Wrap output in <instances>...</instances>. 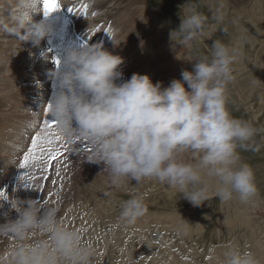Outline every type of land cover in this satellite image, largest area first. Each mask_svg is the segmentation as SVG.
Returning a JSON list of instances; mask_svg holds the SVG:
<instances>
[{
    "label": "rangeland",
    "instance_id": "1",
    "mask_svg": "<svg viewBox=\"0 0 264 264\" xmlns=\"http://www.w3.org/2000/svg\"><path fill=\"white\" fill-rule=\"evenodd\" d=\"M76 1L59 0L60 8L66 10L67 7L64 4L72 3L70 4L73 6H71L73 9L71 18L75 21V12L80 9L78 12L82 13L81 11L85 8V17L83 18L81 14L82 19L79 17L80 20L76 21V26L81 32L78 31V33L87 43L96 44L98 40L94 41L95 37L103 35L104 38L106 29L101 30L102 23L95 24L91 20L96 19L95 22L103 20L102 14L105 12L113 15L116 5L108 2L100 10L94 8V5L87 6L94 4L96 0H91L90 4L82 0ZM125 1L129 5L122 15H131L132 19H129L125 25L127 28L131 27L133 31L126 34L125 39L119 40V43L113 40L112 44H121L129 47L128 49L131 47L132 51H138L134 58L139 62V74L149 75V71L150 73L154 71V74H150L152 81L154 83L163 82L164 86H168L171 80L181 78L182 70L191 71L196 58L210 56L214 40L219 39L234 45L240 49V55L233 65L235 80L228 88L229 109L233 116L251 120L255 127L264 130V0H226L223 24H217L213 19L215 0ZM192 4L208 17L207 35L192 41L190 45L181 44L175 36L173 37L175 42L172 41L170 32L179 26L180 18L184 17L188 7ZM11 7L12 5L5 8L0 6V15L2 16L7 12L6 9H11ZM97 10L99 14L96 13ZM54 14L57 15L54 12L49 15L50 18L48 16L47 18L50 21L57 20L58 17ZM138 15L142 16L143 22H138L141 21L137 18ZM114 17L110 18V21H113ZM116 19L119 22V18L116 17ZM57 22L60 23V20ZM62 27L63 34L59 38H52L54 47L48 46L49 50L52 49L51 52L55 51L53 54L58 52L56 47L59 45L69 46L67 40L70 36H67L66 28L62 29ZM225 27L228 29L226 33L222 31ZM151 28L152 32L149 31ZM121 29L120 26L118 31ZM2 31L0 42L3 34L6 33L3 29ZM114 31L110 35L111 38ZM64 36H67L66 41L63 40ZM112 44L110 46V43L104 41L103 46L113 51L114 54H119V48L113 47ZM141 44H145V47L137 50ZM18 50L26 51L25 48ZM18 50L5 53L10 56L11 60L5 65V69L0 70V136H5V141L0 142V153L6 154L0 159L6 164L11 162V167L16 168L14 170L9 167L10 175L17 174V167L21 166L24 155L31 148L33 136L37 133L42 136L46 132L55 133V128L46 129L44 126V121L48 119L44 106L36 111L31 105V103H36L42 95L49 96L48 99H51L57 90V81L50 75L51 71L57 68H54L55 62L45 63L46 70L42 67L41 71L38 69L31 71V65L36 60L33 58L15 60V52ZM59 56L63 55L59 54ZM15 68L30 72V80L24 79L23 72L14 74L17 80H11L10 77ZM144 68L146 69L142 72ZM121 70L125 79L131 77L123 69ZM1 79H6V83ZM24 90H29V92L25 94ZM20 102L27 106L24 107L25 105ZM41 114L42 119L38 118L39 120L34 123L35 118ZM16 124L22 125L24 132L22 129L18 130L13 127ZM32 124L36 126L32 127ZM10 138L12 142L19 143V147L8 144L6 139ZM252 144L253 146L247 150L238 149L241 162L248 163L254 169L259 190L258 196L248 204L242 203L238 196H234L227 202H221L219 198H210L200 206H193L183 199L181 193L154 179L146 180L140 185H136L135 182L126 184L120 190L113 192L107 172L101 171L102 165L87 162L89 153L86 146L84 144L68 146L62 140H54L53 145L49 147L44 143L38 147L36 155L37 157L42 156L43 160L39 164L34 162L31 164V166L36 164L32 178L30 177L32 172H29L30 166L23 170L26 172L20 178L13 176L9 177L6 182H0V194L17 198L18 192L21 191V195L27 192L25 199L30 194L28 197L30 199H38L50 206H57L62 222L66 219L64 222L66 226L78 230L81 228L80 231L85 241L89 234L96 237V241L93 240L91 243L94 255L90 264H118L117 258H119L121 248L127 264H223L226 252L232 248L249 251L260 261V264H264V131L254 137ZM7 146L13 150H8ZM41 148L45 151L42 152ZM256 148L259 150H254ZM48 149L54 153L59 152L61 155L52 162L50 168L45 170L44 161L48 156ZM185 158L190 160L191 153H186ZM2 171L3 168L0 165V172ZM37 171L38 174L35 173ZM33 183H37L38 187ZM106 192H113V194L110 197L105 196ZM136 193L144 197L147 212L134 224H127L120 220V205ZM0 205L11 212L12 209L7 200H0ZM89 212L93 216L92 220L94 218V223L91 220V226L88 227L87 224L81 226L84 221L81 216ZM105 224L110 225L108 229L107 226L104 227ZM14 245V240L0 238V255L5 254ZM97 254L103 256L100 257L103 263L97 259Z\"/></svg>",
    "mask_w": 264,
    "mask_h": 264
},
{
    "label": "clouds",
    "instance_id": "2",
    "mask_svg": "<svg viewBox=\"0 0 264 264\" xmlns=\"http://www.w3.org/2000/svg\"><path fill=\"white\" fill-rule=\"evenodd\" d=\"M215 2L213 19L223 24L226 0ZM41 7L42 0H15L7 19H0V28L20 41L39 45L55 31L47 17L33 19ZM180 19L170 32L172 41L175 36L190 45L207 35L208 17L196 5H190ZM239 55L238 47L214 40L210 56L196 58L191 71L182 70L181 78L165 87L147 74L125 79L120 69L123 57L102 43L70 47L62 67L50 73L57 90L46 105L47 116L57 122L55 133L66 145L86 146L87 162L102 165L113 192L154 179L193 206L210 198L227 202L234 196L248 204L259 190L254 169L241 162L238 149L251 148L254 137L264 130L233 116L229 109L228 88L235 80L233 65ZM186 153H191L190 160ZM0 200H7L17 213V218L6 215L0 222V238L15 241L0 255V264H90L91 243L80 230L62 222L57 206L4 194ZM120 208V220L127 224L147 212L139 193ZM223 264L260 261L249 251L232 248Z\"/></svg>",
    "mask_w": 264,
    "mask_h": 264
},
{
    "label": "bare ground",
    "instance_id": "3",
    "mask_svg": "<svg viewBox=\"0 0 264 264\" xmlns=\"http://www.w3.org/2000/svg\"><path fill=\"white\" fill-rule=\"evenodd\" d=\"M3 2H1V0H0V6H3V8H5L6 6H9V5H13L14 4V2H15V0H2ZM78 1V0H77ZM76 1V2H77ZM83 2H87V4H90L89 2H92L91 0H82ZM63 2H64V0H63ZM83 2H82V4H83ZM108 2H111V3H113V5L115 6L116 5V7L114 8V13H113V15H109L107 12H105V13H103L102 14V18H103V20H99L98 22H95V20H91V22H94L95 24H99V23H102V27H101V30H105L106 29V32H104L105 34H104V40L102 41V43H104V41L105 42H107V43H110V46H111V44H112V41L114 40L115 42H117L118 41V43L120 42L119 40H123V39H125V36H126V34L128 35V34H130V32L131 31H133L132 29H131V27L129 28H127V26L125 25L126 24V22L127 21H129V19H132V17H131V15L129 16V15H125V16H123L122 15V13L123 12H125V8L129 5V3L128 2H126L125 0H96L95 1V3L94 4H91V5H87L88 7H90V6H92V5H94V8H99L100 10L102 9V8H104L105 7V5H107L108 4ZM62 3V2H61ZM75 3V2H74ZM70 4H72V3H65L64 5L67 7L66 8V12H68L69 11V9H71V6H70ZM79 4V3H78ZM59 5H61L60 3H59ZM85 6V5H84ZM73 7V6H72ZM78 8V7H77ZM10 9V8H9ZM8 8L6 9L7 10V12H5L2 16L0 15V19H7V15H8V13L10 12V10H9ZM79 9V8H78ZM135 9V8H134ZM89 10V9H88ZM105 10V9H104ZM103 10V11H104ZM129 10V9H128ZM131 10V9H130ZM72 11H73V9H72ZM75 11V10H74ZM79 11H80V9H79ZM65 12V13H66ZM82 12V11H81ZM91 12V11H90ZM89 12V13H90ZM102 12V11H101ZM76 13V12H75ZM97 14H99L98 13V10H97V12H96ZM52 14V13H51ZM81 14V13H80ZM128 14V13H127ZM135 14V13H134ZM54 15H56V14H54ZM52 16V15H51ZM57 16V15H56ZM97 16V15H96ZM115 16V17H114ZM135 16V15H134ZM46 16L44 15V13H43V5H42V7H41V11L40 12H38V13H34L33 14V19L35 20V21H39V20H41L42 18H45ZM48 17H49V15H48ZM89 17H91V15L89 16ZM112 17H114V19H113V21H110V18H112ZM116 17H118L119 18V22L117 21V19H116ZM50 18V17H49ZM137 18H140L141 19V21H138L139 23H141V22H143L142 21V16L141 15H138V17ZM54 19H56V18H54ZM139 19V20H140ZM147 20V19H146ZM108 21V22H107ZM51 22L53 23V26H54V29H55V31H54V33H53V35H51L50 37H47V38H45V39H43L41 42H40V44L39 45H34L31 41H20V40H18L17 38H15V37H13V36H11V35H9L8 33H4L3 34V36H2V41L0 42V70H2V69H5L6 68V64L7 63H9L10 62V56H7L8 54H6L5 55V53L7 52V51H15L16 49L18 50V49H20V48H25L26 49V51H24V52H20L19 50L18 51H16L15 52V54H16V56H15V60H26V59H31V58H33V59H35L36 61L34 62V64L33 65H31V68H30V70L31 71H37V69L38 70H40L41 71V68L43 67L44 68V64L45 63H47L48 61L49 62H55V59H58L59 61H60V63H59V65L57 66V64L56 63H52L53 65H54V68H58V67H62V62H63V58H64V55H65V51H66V49L67 48H70V47H76V45H75V42H69V46H67V45H65V46H62V45H59L58 47H56V49L58 50V52H56V53H54L53 54V52H55V51H53V52H51L52 51V49H48L49 47V45H50V47L51 46H53V43H52V41H53V39H54V37H60V35H62L63 33H62V31L61 30H59V27L61 28L62 26L57 22V20H51ZM136 24V23H135ZM122 27V29L120 30V31H118V28L119 27ZM132 26H134V25H132ZM136 26V25H135ZM64 27V26H63ZM63 27H62V29H63ZM134 29V28H133ZM115 30V31H114ZM116 30H117V32H116ZM2 31V28H0V32ZM114 31V34H113V36H112V38H111V33ZM150 32H152V28L149 30ZM3 32V31H2ZM66 32V31H65ZM91 32V31H90ZM94 32V31H93ZM92 32V33H93ZM102 32V33H103ZM101 33V32H100ZM109 34V35H108ZM96 35V34H95ZM152 37V36H151ZM53 38V39H52ZM64 38V37H63ZM111 40H110V39ZM56 39V38H55ZM57 40V39H56ZM56 40H54V41H56ZM60 41V40H59ZM61 41H62V39H61ZM60 41V42H61ZM117 43V44H118ZM65 44V43H64ZM115 44V43H114ZM55 45V44H54ZM155 45V44H154ZM112 46L113 47H118L119 48V54L118 55H120L121 57H123V55H125L124 56V63L120 66L121 67V69H123V71L125 72V73H127L128 75H132V74H134V73H137L138 72V68L140 69V66H138L139 65V62L137 61V60H135V55H136V53L138 52V51H132V48L130 47V49H128L129 47H125V46H122L121 44L120 45H113L112 44ZM156 46V45H155ZM54 47V46H53ZM140 47V48H139ZM139 47H138V49L137 50H142L143 49V47H145V44H141V45H139ZM147 48V47H146ZM156 49V48H155ZM154 49V50H155ZM129 50V51H128ZM166 50V49H165ZM131 51V52H130ZM157 51V50H156ZM59 54H61V56L62 57H60L59 56ZM143 54V53H142ZM1 55H3V56H1ZM138 55V54H137ZM166 55V54H165ZM161 56H162V54H161ZM139 58H140V56H139ZM153 58V57H152ZM149 59V58H148ZM151 62V61H150ZM152 63V62H151ZM48 64V63H47ZM51 65V64H50ZM46 67H48V66H46ZM153 67V66H152ZM42 68V69H43ZM50 68V67H49ZM145 69L146 68H144L143 70H142V72H144L145 71ZM29 70V69H28ZM43 70H46L45 68L43 69ZM42 70V71H43ZM150 70V69H149ZM12 71V70H11ZM21 72H23V75L22 76H24V79L26 80V81H29L30 80V76H29V73L30 72H28V71H26V70H23V71H20V70H18V69H14L13 70V73H12V76L10 77V79L11 80H17V77H15L14 76V74H18V73H21ZM44 72H47V71H44ZM155 72H157V71H155ZM9 73H11V72H9ZM25 73V74H24ZM139 73V72H138ZM45 74V73H44ZM141 74V73H140ZM150 74H154V71L153 72H151L150 73V71H149V76H150ZM169 76V75H168ZM166 77V76H165ZM1 78V77H0ZM7 79V78H6ZM6 79H1V81H3L4 83H6L5 82V80ZM7 81V80H6ZM9 81V80H8ZM45 85V84H44ZM53 87V86H52ZM166 87V86H165ZM44 89V88H43ZM46 91V90H45ZM29 92V90H24V92L23 93H28ZM42 94V93H41ZM45 94V93H44ZM42 97V98H41ZM40 97V99H38V101H36V103H31V105H33V108L32 109H34V110H36V111H38V110H41V108H43V106H44V108L46 109V105L49 103V99H48V97L46 96V95H42ZM33 101V100H32ZM20 104H22V105H25L24 107H26L27 105L25 104V103H22V102H20ZM28 105H30V104H28ZM47 113V112H46ZM42 114L40 115V116H37L36 118H35V122L34 123H36L37 122V120H39V119H42ZM39 118V119H38ZM32 127H35L36 126V124H32L31 125ZM38 126V125H37ZM13 127H15V128H17L18 130H20V129H22L23 130V132H24V129H23V126L22 125H20V124H16L15 126H13ZM13 131H17V130H13ZM14 134H16L15 132H14ZM42 136V135H41ZM5 136L4 135H2V136H0V142L1 141H5ZM6 140H8V144H12L13 146H15V147H19V143H15V142H12L11 141V138L10 139H6ZM10 140V141H9ZM53 143H54V141H53ZM53 143L51 144V145H53ZM47 147H49V146H51V145H48L47 143H44ZM12 147V146H11ZM8 150H13V149H9V147L7 146L6 147ZM5 157L6 156V154L5 153H0V158L1 157ZM48 157V156H47ZM45 158V161L48 159V158ZM0 163H2V164H0L1 165V167L3 168V171L2 172H0V182H6V181H8V179H9V177H13V176H15V177H19L20 178V176L24 173V172H26V171H23V170H25L26 168H30V166H31V164L33 163V162H29V164H28V166L27 167H25V168H23V169H21L20 167L21 166H19V167H17V170H18V172H17V174H12V175H10L9 174V172H10V170H9V167H11V162L9 163V164H6L5 163V161H3L2 159H0ZM19 165V164H18ZM34 167H36V164H33L32 166H31V169H29L30 171L29 172H32L31 173V175H30V177L32 176V175H34ZM12 168V167H11ZM14 168V167H13ZM12 168V169H13ZM19 168V169H18ZM16 168H14V170H15ZM9 170V171H8ZM36 174H38L39 172L37 171V172H35ZM42 175V174H41ZM29 176V175H28ZM32 178V177H31ZM38 178V177H37ZM18 180V179H17ZM37 181H39V179L37 180ZM36 181V182H37ZM16 183V182H15ZM34 185H36L37 187H38V184L37 183H33ZM13 185V184H12ZM33 185V186H34ZM25 190V189H24ZM27 192H25V193H23L22 195H21V191L20 192H18L17 194H18V197L17 198H19V199H25V196H27V194H26ZM30 196V194L28 195V197ZM27 197V199H30V198H28ZM32 199V198H31ZM26 200V199H25ZM51 201V200H50ZM10 208V207H9ZM1 210L2 211H0V213H2L1 215H2V218H1V220H0V222H4V220H5V217H6V215H7V218H10V219H15V218H17V213L14 211V210H11V212H9V211H7L8 210V208H7V210H6V207L4 208V207H2L1 208ZM83 215V214H82ZM70 216V215H69ZM83 219H84V221L82 222V225L81 226H85V224H87L86 226H88L89 227V225H90V222H91V220H92V215L90 214V212L89 213H87L86 215H84V216H81ZM81 217H79V218H81ZM64 218V217H63ZM64 220V219H63ZM82 220V219H81ZM80 220V221H81ZM93 220H94V218H93ZM93 220H92V222H93ZM65 221H66V219H65ZM64 221V222H65ZM72 221H74V219L72 218ZM71 221V222H72ZM70 222V221H69ZM75 222V221H74ZM91 222V223H92ZM94 223V222H93ZM100 223V222H99ZM123 223V222H122ZM71 224V223H70ZM97 224V223H96ZM111 224V223H110ZM93 225V224H92ZM98 225V224H97ZM100 225V224H99ZM91 226V225H90ZM94 226V225H93ZM105 226H107L106 224L104 225V227ZM108 226H110V225H108ZM108 226H107V229H108ZM112 226V225H111ZM114 226V225H113ZM87 227V228H88ZM100 227V226H99ZM102 227H103V225H102ZM102 227H101V229H102ZM119 227H121L120 225H119ZM81 228H79V230H80ZM98 229V228H97ZM120 229V228H119ZM102 230H105V228L104 229H102ZM102 230H100V231H102ZM83 231V230H82ZM91 231H93V230H91ZM121 231V230H120ZM122 231H123V229H122ZM96 232V231H95ZM137 232V231H136ZM84 233V232H83ZM97 233V232H96ZM108 233V232H107ZM106 233V234H107ZM87 233H85V235H86ZM139 235V234H138ZM121 236V235H120ZM118 237H119V235H118ZM117 237V238H118ZM99 238H100V236H99ZM102 238L104 239L105 237H103V235H102ZM117 238H114V239H117ZM120 239V238H119ZM86 240L87 241H89L90 243H93L92 241L93 240H95L96 241V237L95 236H91V234H89L87 237H86ZM100 241V240H99ZM102 241V240H101ZM117 241H118V239H117ZM101 248H102V246H101ZM103 249V248H102ZM104 250V249H103ZM100 254H101V252H100ZM100 254H97V259L100 261V263H103L104 261L101 259L103 256H101ZM101 257V258H100ZM119 258H117V263L118 264H120V263H122V264H124V263H126V261H125V256H124V251L122 250V248L120 249V251H119V256H118ZM119 260V261H118ZM127 264V263H126Z\"/></svg>",
    "mask_w": 264,
    "mask_h": 264
},
{
    "label": "snow or ice",
    "instance_id": "4",
    "mask_svg": "<svg viewBox=\"0 0 264 264\" xmlns=\"http://www.w3.org/2000/svg\"><path fill=\"white\" fill-rule=\"evenodd\" d=\"M42 5H43V13L46 17L51 13H54L60 9L59 0H42ZM69 11H72V9H69ZM55 63L58 66L60 61L58 59H55ZM47 110L48 109L46 108L45 111L47 112ZM56 124L57 122L53 119L48 118L47 120L44 121V126L46 129L55 128ZM54 140L56 141L60 140V138L54 132H46L43 136L37 133L35 136H33L31 138V148L24 155L21 168L27 167L30 161L39 164L40 161L43 160V157L42 156L37 157L36 155L37 148L40 147L43 143H47L48 145H51ZM41 151L43 152L45 150L41 148ZM47 151H48V159L44 161L45 170L50 168L52 166V162L55 161L59 155H61V153L59 152L54 153L51 149H48Z\"/></svg>",
    "mask_w": 264,
    "mask_h": 264
}]
</instances>
